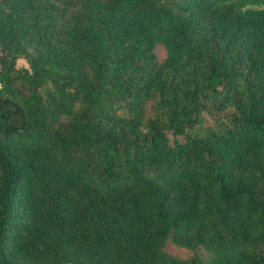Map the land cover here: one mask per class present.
<instances>
[{"label":"trees","instance_id":"16d2710c","mask_svg":"<svg viewBox=\"0 0 264 264\" xmlns=\"http://www.w3.org/2000/svg\"><path fill=\"white\" fill-rule=\"evenodd\" d=\"M0 264H264V0H0Z\"/></svg>","mask_w":264,"mask_h":264},{"label":"rangeland","instance_id":"374dc122","mask_svg":"<svg viewBox=\"0 0 264 264\" xmlns=\"http://www.w3.org/2000/svg\"><path fill=\"white\" fill-rule=\"evenodd\" d=\"M155 52H156L157 58L159 60L162 59V57L164 56V49L161 46H157ZM19 65H23V63L21 62ZM165 251L169 255L176 256L177 258H180V259H185L189 257L190 255L188 251L177 248L173 246V244H170V243L166 245Z\"/></svg>","mask_w":264,"mask_h":264}]
</instances>
